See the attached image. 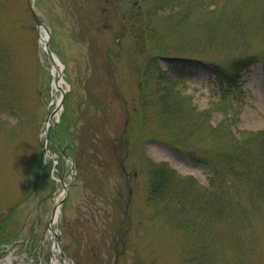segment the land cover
Masks as SVG:
<instances>
[{"label": "rangeland", "instance_id": "374dc122", "mask_svg": "<svg viewBox=\"0 0 264 264\" xmlns=\"http://www.w3.org/2000/svg\"><path fill=\"white\" fill-rule=\"evenodd\" d=\"M157 2L32 0L38 28L26 0H0V241L22 256L66 264L62 251L67 264H183L182 234L148 200L147 171L162 162L205 185V158L213 153L202 143L175 148L153 122L141 127L138 81L149 57L166 51L199 57L189 64L197 72L188 81L198 110L207 105L201 93L211 78L203 68L258 57L263 65L241 72L239 128L264 129V31L211 51L192 42L219 14L238 8L250 18L264 0H184L173 12ZM54 109L47 157L44 125ZM254 235L257 245L244 255L214 244L205 264H264V224Z\"/></svg>", "mask_w": 264, "mask_h": 264}, {"label": "trees", "instance_id": "16d2710c", "mask_svg": "<svg viewBox=\"0 0 264 264\" xmlns=\"http://www.w3.org/2000/svg\"><path fill=\"white\" fill-rule=\"evenodd\" d=\"M184 4V0H161L156 8L173 12ZM261 9L250 18L238 8L227 15L219 14L204 34L192 39L193 46L209 51L264 31V3ZM176 26L165 30L172 32ZM197 58L191 51L187 55L159 52L146 60L138 81L142 128L153 122L175 140L169 141L175 148L178 142L202 143L213 153L205 158V185H199L192 176L179 177L162 162H151L147 171L148 200L160 204L169 226L182 234L185 264H205L214 244L230 245L244 255L257 245L254 233L264 224V129L246 133L239 128V107L245 97L241 72L256 62L263 63L248 54L228 68L216 64L203 68L211 72V78L201 93L208 96L207 105L198 110L188 92V81L197 72L189 63ZM2 67L0 62V72ZM262 72L264 81V67ZM3 82L0 76V86Z\"/></svg>", "mask_w": 264, "mask_h": 264}, {"label": "water", "instance_id": "95a60500", "mask_svg": "<svg viewBox=\"0 0 264 264\" xmlns=\"http://www.w3.org/2000/svg\"><path fill=\"white\" fill-rule=\"evenodd\" d=\"M27 3H28V5L30 6V9H31V11H32V14H33V17H34V20H35L36 26H37V27L40 26V25H41V22H40V21L37 19V17L34 15L33 10H32V6H31V4H30V0H27ZM45 48H46L47 53H49V52H48V49H47V42H46V41H45ZM54 112H55V111H52V112L48 115V118H47V120H46V124H45V140H46V141H47V139H48V130H49V126H50L51 122L53 121V120H52V116H53ZM44 150H45V147H44Z\"/></svg>", "mask_w": 264, "mask_h": 264}, {"label": "bare ground", "instance_id": "6f19581e", "mask_svg": "<svg viewBox=\"0 0 264 264\" xmlns=\"http://www.w3.org/2000/svg\"><path fill=\"white\" fill-rule=\"evenodd\" d=\"M55 67H56L57 69L59 68L58 65H56ZM57 211H58V210L56 209V210H55V214H57Z\"/></svg>", "mask_w": 264, "mask_h": 264}]
</instances>
